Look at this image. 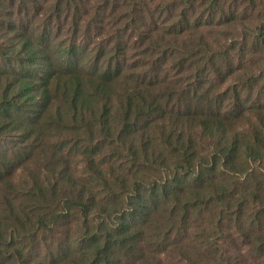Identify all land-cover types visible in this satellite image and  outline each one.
<instances>
[{
    "label": "trees",
    "instance_id": "16d2710c",
    "mask_svg": "<svg viewBox=\"0 0 264 264\" xmlns=\"http://www.w3.org/2000/svg\"><path fill=\"white\" fill-rule=\"evenodd\" d=\"M169 253L264 264V0H0V264Z\"/></svg>",
    "mask_w": 264,
    "mask_h": 264
},
{
    "label": "rangeland",
    "instance_id": "374dc122",
    "mask_svg": "<svg viewBox=\"0 0 264 264\" xmlns=\"http://www.w3.org/2000/svg\"><path fill=\"white\" fill-rule=\"evenodd\" d=\"M231 248H233V247L231 246ZM164 260H165L166 264H185L182 261H180L177 258V256H175L174 254H171V253H169V255L167 257H165Z\"/></svg>",
    "mask_w": 264,
    "mask_h": 264
}]
</instances>
